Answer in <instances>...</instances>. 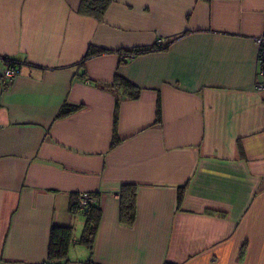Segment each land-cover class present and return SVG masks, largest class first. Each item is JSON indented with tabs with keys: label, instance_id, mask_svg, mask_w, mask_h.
<instances>
[{
	"label": "crops",
	"instance_id": "1",
	"mask_svg": "<svg viewBox=\"0 0 264 264\" xmlns=\"http://www.w3.org/2000/svg\"><path fill=\"white\" fill-rule=\"evenodd\" d=\"M81 4L0 0V264H44L56 225L66 264H264V0ZM81 193L101 208L92 252Z\"/></svg>",
	"mask_w": 264,
	"mask_h": 264
},
{
	"label": "trees",
	"instance_id": "2",
	"mask_svg": "<svg viewBox=\"0 0 264 264\" xmlns=\"http://www.w3.org/2000/svg\"><path fill=\"white\" fill-rule=\"evenodd\" d=\"M111 0H82L80 6V13L84 15H91L98 19L102 18L106 9L108 8ZM162 49L161 46L142 47L131 50H125L121 54L124 55L122 62H127V58L134 57L139 54L148 53ZM105 52L91 46L80 64L85 63L89 58ZM11 61V60H10ZM11 63L19 65V62L12 60ZM107 84H103L105 87ZM109 85V84H108ZM107 85V86H108ZM110 86V85H109ZM113 87L123 88L129 97L137 98L140 89L129 82L127 79L118 76L115 80ZM81 106L65 103L60 111V117L71 114L77 111ZM96 196V194H93ZM78 199V197H77ZM136 200L137 190L136 186L126 185L120 193L121 202V219L122 222L133 224L136 218ZM181 200V199H180ZM75 209L78 210L77 202ZM88 210L85 211L86 223L80 239L77 241L80 244L86 245L92 252L94 249L96 232L101 218V208L95 203L88 205ZM74 241V233L72 226H53L51 231V239L49 245L48 259L44 264H66L69 262L68 252L69 248ZM88 263H94L93 260H88Z\"/></svg>",
	"mask_w": 264,
	"mask_h": 264
},
{
	"label": "built area",
	"instance_id": "3",
	"mask_svg": "<svg viewBox=\"0 0 264 264\" xmlns=\"http://www.w3.org/2000/svg\"><path fill=\"white\" fill-rule=\"evenodd\" d=\"M255 42L260 48V60L264 62V33L260 37H257L255 39ZM17 70L18 69L12 64H10L7 67L5 74L3 76V81L5 85H9L13 82V80L18 74ZM261 88H264V86H261ZM95 200H96V197L91 193L79 194L78 199H77L78 209L84 210L85 208L88 207V205L95 203Z\"/></svg>",
	"mask_w": 264,
	"mask_h": 264
},
{
	"label": "rangeland",
	"instance_id": "4",
	"mask_svg": "<svg viewBox=\"0 0 264 264\" xmlns=\"http://www.w3.org/2000/svg\"><path fill=\"white\" fill-rule=\"evenodd\" d=\"M76 236V235H75Z\"/></svg>",
	"mask_w": 264,
	"mask_h": 264
}]
</instances>
